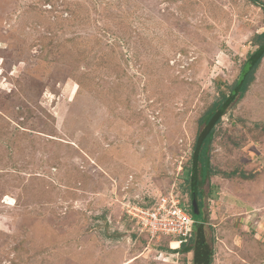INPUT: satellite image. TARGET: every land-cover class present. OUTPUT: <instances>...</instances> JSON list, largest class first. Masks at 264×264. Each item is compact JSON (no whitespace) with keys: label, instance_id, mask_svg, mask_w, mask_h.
I'll list each match as a JSON object with an SVG mask.
<instances>
[{"label":"rangeland","instance_id":"374dc122","mask_svg":"<svg viewBox=\"0 0 264 264\" xmlns=\"http://www.w3.org/2000/svg\"><path fill=\"white\" fill-rule=\"evenodd\" d=\"M262 32L252 0H0V264H192L127 210L191 207L198 119ZM255 75L193 213L212 264H264V58Z\"/></svg>","mask_w":264,"mask_h":264},{"label":"trees","instance_id":"16d2710c","mask_svg":"<svg viewBox=\"0 0 264 264\" xmlns=\"http://www.w3.org/2000/svg\"><path fill=\"white\" fill-rule=\"evenodd\" d=\"M254 4L260 6L264 10V2L262 0H252ZM253 42L257 45V49L250 54L248 59L245 60L240 75L238 76L237 80L232 84L231 91L228 94L222 92L220 96L213 101L210 106L205 110L203 115L200 116L198 119V131L196 135V139L193 145V152L191 158V165L187 168L189 176L187 178V184L189 189V195L191 197V183H192V167L193 161L195 159V151L198 149L197 158V198L198 204L200 208V212L203 216V206H204V199L206 197L205 192V185L209 182V179L214 175L218 174L219 170H217L212 162H211V150H212V143L214 141V137L216 135V126L221 123V119L223 115L227 112L228 108L238 99L244 98L249 87L254 82L256 77V71L259 68L263 58H264V32L258 33L253 38ZM262 49V52L260 50ZM259 54L257 57L256 54ZM220 87V86H218ZM237 87V93L229 102L231 96L233 95V90ZM229 102V104H228ZM232 140V139H231ZM233 144L237 145V142L234 140L232 141ZM235 172H231L230 174L233 175ZM147 207H151L152 204L145 205ZM190 206V205H188ZM192 215V207L189 208ZM102 219H105V215L103 214L100 216ZM195 219V218H194ZM196 220V219H195ZM204 235V241L206 245L207 251V264H212V257H213V249L207 241L206 233L204 230V221H196L194 224V234L188 242H182L178 249H168L165 248L167 252H178L183 254L192 253L193 259L192 264H206L204 258L201 256V252H204L205 247L201 244L202 234ZM137 234V233H135ZM134 234V235H135ZM110 236H114L113 234Z\"/></svg>","mask_w":264,"mask_h":264},{"label":"built area","instance_id":"2783aa9c","mask_svg":"<svg viewBox=\"0 0 264 264\" xmlns=\"http://www.w3.org/2000/svg\"><path fill=\"white\" fill-rule=\"evenodd\" d=\"M189 208L181 204L177 193L171 191L161 195L151 207L133 203L127 213L136 222L140 234L151 238L169 235L180 246L194 234L196 220Z\"/></svg>","mask_w":264,"mask_h":264},{"label":"water","instance_id":"95a60500","mask_svg":"<svg viewBox=\"0 0 264 264\" xmlns=\"http://www.w3.org/2000/svg\"><path fill=\"white\" fill-rule=\"evenodd\" d=\"M262 52V49L260 50L259 53ZM259 54L257 53L255 57H257ZM237 93V87L233 90V95L231 96L229 102L232 100V98L235 96V94ZM228 102V104H229ZM197 152L198 149H196L195 151V159L193 161V167H192V183H191V207H192V212L194 214H197L200 210L199 208V204H198V198H197V164H198V158H197ZM202 234V239H201V244L202 246L205 247L204 252H201V256L204 258V261L207 264V251H206V245H205V241H204V234Z\"/></svg>","mask_w":264,"mask_h":264},{"label":"bare ground","instance_id":"6f19581e","mask_svg":"<svg viewBox=\"0 0 264 264\" xmlns=\"http://www.w3.org/2000/svg\"><path fill=\"white\" fill-rule=\"evenodd\" d=\"M178 246L177 242H173L172 247L176 248Z\"/></svg>","mask_w":264,"mask_h":264},{"label":"clouds","instance_id":"9594fccd","mask_svg":"<svg viewBox=\"0 0 264 264\" xmlns=\"http://www.w3.org/2000/svg\"><path fill=\"white\" fill-rule=\"evenodd\" d=\"M177 247H180V246H177ZM177 247H176V248H177ZM177 249H178V248H177Z\"/></svg>","mask_w":264,"mask_h":264}]
</instances>
